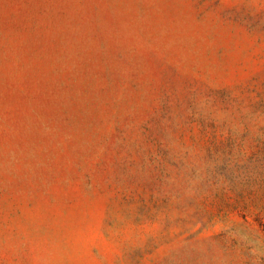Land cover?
<instances>
[{"label": "rangeland", "instance_id": "374dc122", "mask_svg": "<svg viewBox=\"0 0 264 264\" xmlns=\"http://www.w3.org/2000/svg\"><path fill=\"white\" fill-rule=\"evenodd\" d=\"M0 264H264V0H0Z\"/></svg>", "mask_w": 264, "mask_h": 264}]
</instances>
